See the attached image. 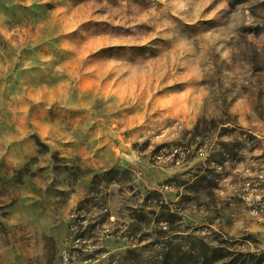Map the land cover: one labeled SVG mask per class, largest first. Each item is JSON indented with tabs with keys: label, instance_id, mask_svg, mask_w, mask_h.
I'll use <instances>...</instances> for the list:
<instances>
[{
	"label": "rangeland",
	"instance_id": "obj_1",
	"mask_svg": "<svg viewBox=\"0 0 264 264\" xmlns=\"http://www.w3.org/2000/svg\"><path fill=\"white\" fill-rule=\"evenodd\" d=\"M225 263L264 264V0H0V264Z\"/></svg>",
	"mask_w": 264,
	"mask_h": 264
},
{
	"label": "water",
	"instance_id": "obj_2",
	"mask_svg": "<svg viewBox=\"0 0 264 264\" xmlns=\"http://www.w3.org/2000/svg\"><path fill=\"white\" fill-rule=\"evenodd\" d=\"M117 153L127 159L135 160L137 158L136 152L129 144L120 143L116 148Z\"/></svg>",
	"mask_w": 264,
	"mask_h": 264
},
{
	"label": "trees",
	"instance_id": "obj_3",
	"mask_svg": "<svg viewBox=\"0 0 264 264\" xmlns=\"http://www.w3.org/2000/svg\"><path fill=\"white\" fill-rule=\"evenodd\" d=\"M225 264H228V263H225Z\"/></svg>",
	"mask_w": 264,
	"mask_h": 264
}]
</instances>
